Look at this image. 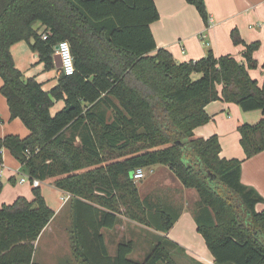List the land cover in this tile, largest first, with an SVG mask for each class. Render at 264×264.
Masks as SVG:
<instances>
[{"label": "trees", "instance_id": "1", "mask_svg": "<svg viewBox=\"0 0 264 264\" xmlns=\"http://www.w3.org/2000/svg\"><path fill=\"white\" fill-rule=\"evenodd\" d=\"M186 1L208 21L204 0ZM158 18L154 0H0V93L10 118L29 130L25 137H0V150L30 178L70 194L71 250L79 264H178L169 250L176 244L166 238L136 260L129 256L132 240L119 242L111 256L102 233L118 224L117 213L165 233L172 227L177 213L154 210L131 177L153 164L167 165L197 191V231L212 264H264V208L255 209L263 197L241 182L242 160L219 156L216 135L193 132L209 121L205 106L220 99L261 110L256 123L240 122L237 129L246 158L264 150V76L259 85L248 72L257 66L259 42L246 43L233 28L243 61L209 50L177 62L156 45L150 24ZM61 40L70 45L71 75L54 64ZM19 42L37 54L43 70H56L54 84L46 87L16 66L11 48ZM58 102L61 108L52 112ZM30 185L31 200L19 196L0 207V264H40L34 241L54 211L40 186Z\"/></svg>", "mask_w": 264, "mask_h": 264}, {"label": "crops", "instance_id": "2", "mask_svg": "<svg viewBox=\"0 0 264 264\" xmlns=\"http://www.w3.org/2000/svg\"><path fill=\"white\" fill-rule=\"evenodd\" d=\"M204 1L208 12L207 22L201 18L195 6L186 0H154L159 18L150 24V29L157 47L166 48L177 62L197 60L205 56L209 50L215 56L230 54L237 60L243 61L244 46L234 44L230 37L231 30L237 28L246 43L259 42V47L253 52L257 66L248 69V72L260 85L264 76V69L261 66L264 62V0ZM15 45L11 48L12 55ZM44 79L45 77H42L38 80L45 81L46 87L55 83V78L50 81L48 78ZM2 84L3 80L0 78V88ZM205 111L210 116L209 121L195 127L193 132L204 138L216 135L221 146L220 157L242 160L241 182L254 187L263 197V201L255 205L256 211L262 210L264 208V150L246 158L237 129L240 122L256 123L262 117L261 110L244 111L237 104L218 99L209 102L205 106ZM108 113L111 119L110 111ZM20 121L19 118H10L6 98L0 93V137L7 134H16L20 137L28 135V128ZM145 168L147 169L144 177L147 176L148 179L134 180L140 198L154 210L170 208L177 213L178 217L165 233L129 219L122 213H117L118 224L113 228L102 229L109 254L111 256L116 254L119 242L132 240L134 247L129 256L142 260L156 243L166 238L177 246L169 245L171 253L182 254L190 262L189 264H194L192 260L201 264H212L213 256L197 231L195 221V207L199 200L197 191L194 188L184 187L167 165L153 164ZM20 172L24 173L21 164L9 154L6 148H1L0 180L3 186L0 191V207L3 204L12 203L19 196L29 200L33 198L30 181L19 182ZM10 178H14V181H10ZM149 178H151L150 181ZM39 186L51 187V190H48L49 193L45 191V188L40 189L45 202L54 211V215L34 241V254L43 237L46 242L49 240L47 245L50 253H46L44 260H35L33 255L34 260L40 264H79L71 250L69 231L71 210L66 191L47 181H41ZM56 218L55 226L53 222ZM54 227L57 228V236L51 237Z\"/></svg>", "mask_w": 264, "mask_h": 264}, {"label": "rangeland", "instance_id": "3", "mask_svg": "<svg viewBox=\"0 0 264 264\" xmlns=\"http://www.w3.org/2000/svg\"><path fill=\"white\" fill-rule=\"evenodd\" d=\"M256 10L257 9H255V11ZM13 55H14L13 58H14L16 66L25 74L26 77L35 75V77L37 79L45 77L44 80H46L48 78L49 79L48 81L52 80V78H55L56 70L55 69L43 70L42 63L37 62V60H38L37 54L34 53L33 51H31V49L29 47H27L25 42H19L15 45V48L13 49ZM197 76H199V74H194V78H197ZM62 104H63L62 102H58L52 108V112H55L57 109L61 108ZM20 122H22V121H20ZM22 124H23V122H22ZM23 126H24V124H23ZM78 141H79V139L76 138L75 142H78ZM9 154L14 158V156L10 152H9ZM144 169L146 171L147 168H144ZM19 174L22 176L21 173H19ZM146 179H148L147 176L143 177L142 180L145 181ZM150 180H151V178H149V181ZM40 188H45V191L47 193H49L48 190H51L50 189L51 187H46V186L45 187L41 186ZM56 221H57V218L53 222V224L55 226H56V223H55ZM54 225H52V226H54ZM56 236H57V228L54 227L53 232L51 233V237H56ZM48 241L49 240H47V242H46L45 237H43L41 239V241L39 242V244L37 246V252H36V254H34L35 260H40V259L44 260L45 259L44 256L46 255V253H50V252H48V248H49V246L47 245ZM177 251H179V250H177ZM172 255H173L174 260L178 264H189L190 263L182 254L173 252Z\"/></svg>", "mask_w": 264, "mask_h": 264}, {"label": "built area", "instance_id": "4", "mask_svg": "<svg viewBox=\"0 0 264 264\" xmlns=\"http://www.w3.org/2000/svg\"><path fill=\"white\" fill-rule=\"evenodd\" d=\"M55 54H58L60 57V68L65 75H71L75 71L73 57L70 50V45L67 40H61L54 48ZM145 167H137L132 171L131 177L134 180L141 179L145 176ZM21 173V172H20ZM22 174V173H21ZM30 181L33 185L37 186L40 184V180L36 178H30L27 174H22L19 178V182ZM67 197H70V194L67 193Z\"/></svg>", "mask_w": 264, "mask_h": 264}, {"label": "water", "instance_id": "5", "mask_svg": "<svg viewBox=\"0 0 264 264\" xmlns=\"http://www.w3.org/2000/svg\"><path fill=\"white\" fill-rule=\"evenodd\" d=\"M54 64H55V66H56L57 68L60 67V65H61L60 57H59L58 54H55V55H54Z\"/></svg>", "mask_w": 264, "mask_h": 264}]
</instances>
